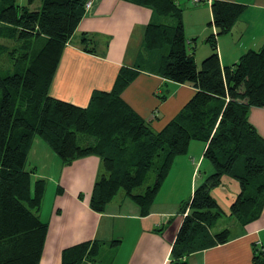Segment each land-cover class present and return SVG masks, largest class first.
<instances>
[{"label": "trees", "instance_id": "obj_1", "mask_svg": "<svg viewBox=\"0 0 264 264\" xmlns=\"http://www.w3.org/2000/svg\"><path fill=\"white\" fill-rule=\"evenodd\" d=\"M37 0L20 6L0 0V264H40L48 223L40 217L47 180L27 168L35 137H41L63 164L96 155L100 170L90 197L96 212L119 195L130 197L148 215L175 158L191 141L204 142L214 171L182 203L185 214L171 249L172 264H185L194 252L232 239L230 228L213 231L225 214L211 189L232 176L240 186L230 207L243 228L264 209V137L249 119L252 107H264V44L231 65L222 66L218 36L229 33L246 5L214 0L212 52L197 65L185 33L183 9L176 0H125L149 8L143 52L133 67L120 69L110 91H94L81 107L50 94L64 49L83 19L88 0ZM160 16L166 20L156 21ZM175 19L172 24L169 19ZM84 47L90 39L83 37ZM3 67V68H5ZM156 72L196 91L162 130L124 101L122 91L141 71ZM162 96L161 98H164ZM155 172L154 182L139 191ZM59 191H61L59 189ZM227 215V214H226ZM113 240L111 247L118 244ZM106 242L88 240L65 248L60 264L96 262ZM253 264H264V248L253 247Z\"/></svg>", "mask_w": 264, "mask_h": 264}, {"label": "crops", "instance_id": "obj_2", "mask_svg": "<svg viewBox=\"0 0 264 264\" xmlns=\"http://www.w3.org/2000/svg\"><path fill=\"white\" fill-rule=\"evenodd\" d=\"M91 1V7L64 49L50 90L53 97L81 107L88 105L94 91L112 90L122 67L135 65L138 55L144 53L145 28L153 18L149 8L125 0ZM176 1L183 9L190 52L194 53L200 66L212 52L211 47L202 50L203 46L198 44H208L206 38L216 32V28L209 25L213 19L211 4L214 0ZM223 1L246 5L232 30L217 38L221 65L227 66L237 62L249 50L263 46L264 0ZM84 36L91 40L92 51L85 49ZM195 91L192 84L177 83L156 72L143 70L121 96L136 113L150 122L155 131H160L179 114ZM249 119L264 137V107H252ZM195 141H191L187 153L175 158L149 214L144 216L140 207L122 194L116 196L105 211L93 210L90 197L100 170V158L89 155L63 164L41 137H35L28 162L35 146L34 156L40 149L49 148L54 153L55 182L58 183L57 187L55 183L47 186L39 212L49 226L40 264H60L65 248L88 240L106 244L96 262L85 261L83 264H102L104 257L112 264H172L171 249L186 214L180 212L181 205L191 198L197 187L194 181L197 167L206 163L207 145ZM33 167L38 173V167ZM210 168L206 163L205 178L214 171L206 175ZM224 179L225 176L222 187L225 186ZM167 186L168 192H172L170 196L162 194ZM232 236L224 244L185 257V264H253V247L264 248V209L258 219ZM113 239L119 241L115 247L109 245Z\"/></svg>", "mask_w": 264, "mask_h": 264}, {"label": "rangeland", "instance_id": "obj_3", "mask_svg": "<svg viewBox=\"0 0 264 264\" xmlns=\"http://www.w3.org/2000/svg\"><path fill=\"white\" fill-rule=\"evenodd\" d=\"M17 4L20 5V6H24V5L28 6V0H17ZM40 5H41V1L37 0L32 5H30V8L33 9V10L34 9H38L40 7ZM155 19H156V21L157 20L158 21L166 20V19H164V18H162L160 16H157ZM169 22L172 23V24H175L176 20L170 18ZM198 46L199 47L203 46L202 50L205 49V48H210L209 44H198ZM200 54L201 53H199V55ZM199 65H200V62H199ZM3 67H5V64L2 65L0 63V68L1 69H6V67L5 68H3ZM0 96H1V93H0ZM195 142H198V141H195ZM43 144H45V143L43 142ZM45 146H46V144H45ZM36 150H37V147L35 146L33 151H36ZM33 151L30 154L29 162L27 164V168L29 166L30 167L37 166L38 167V173H37L36 177L45 178L47 180V186H49L52 183H55V185L57 187L58 183L55 182V180L57 179V170H56L55 166L53 165L55 163L53 162V159H52L53 158L52 154H54V153L52 151H50L49 148H47L46 150L40 149L36 153V155L34 156ZM206 163H209L210 166H211L210 170L209 171L207 170L208 172H207L206 175H208L214 169H213V166L210 163V161L207 160V158H206ZM206 163L204 164L203 167H201V165L197 167V173L195 175V180H194L195 183H196V186L200 185L205 180L204 174H205ZM170 171H169V173H170ZM154 179H155V172H151L150 175H149V178L147 179V182L145 183V185L142 188L139 189V191L142 192L147 185H150V184H152L154 182ZM224 181H225L224 182L225 184H223V185H225L224 187H222V185L221 186L219 185V186L214 187V188L211 189L212 197L217 201V203L220 206L221 210L225 213L217 221V223L213 226L212 229H213V231H220V230H222L224 228H230L231 232L234 233L238 229L243 228V227L238 225V222L235 220V218L233 216L228 215V214L230 212L231 204H232V202L235 200V198L237 196L236 192H238L240 190V187H239V183L237 182V180L234 179L230 175H226ZM168 188H169L168 186L164 187V189L162 191L163 195L166 194L167 196H170L172 194V192H168ZM46 190H47V187H46ZM45 198H46V195H45ZM44 199H43V202H44ZM42 206H43V203H42ZM112 242L113 241L109 242V245H111ZM102 262H103L102 264H112L110 262V259L107 258V260H106V257H104V260Z\"/></svg>", "mask_w": 264, "mask_h": 264}, {"label": "built area", "instance_id": "obj_4", "mask_svg": "<svg viewBox=\"0 0 264 264\" xmlns=\"http://www.w3.org/2000/svg\"><path fill=\"white\" fill-rule=\"evenodd\" d=\"M196 2L199 1V0H195ZM91 4H92V1L91 0H88V2L86 3L85 5V8L86 10L89 9L91 7Z\"/></svg>", "mask_w": 264, "mask_h": 264}]
</instances>
